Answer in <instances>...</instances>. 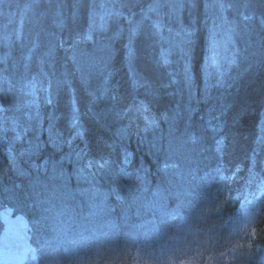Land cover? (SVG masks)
<instances>
[{"label":"trees","instance_id":"trees-1","mask_svg":"<svg viewBox=\"0 0 264 264\" xmlns=\"http://www.w3.org/2000/svg\"><path fill=\"white\" fill-rule=\"evenodd\" d=\"M36 264H264V0H0V239Z\"/></svg>","mask_w":264,"mask_h":264},{"label":"rangeland","instance_id":"rangeland-1","mask_svg":"<svg viewBox=\"0 0 264 264\" xmlns=\"http://www.w3.org/2000/svg\"><path fill=\"white\" fill-rule=\"evenodd\" d=\"M5 216V231L0 239V264H36L28 244L27 227L22 220Z\"/></svg>","mask_w":264,"mask_h":264},{"label":"snow or ice","instance_id":"snow-or-ice-1","mask_svg":"<svg viewBox=\"0 0 264 264\" xmlns=\"http://www.w3.org/2000/svg\"><path fill=\"white\" fill-rule=\"evenodd\" d=\"M188 264H191V262H188Z\"/></svg>","mask_w":264,"mask_h":264}]
</instances>
